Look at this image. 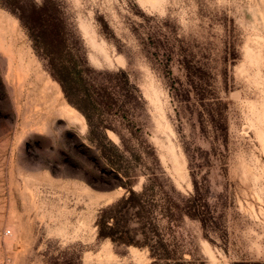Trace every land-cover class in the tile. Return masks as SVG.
Listing matches in <instances>:
<instances>
[{"label":"rangeland","instance_id":"1","mask_svg":"<svg viewBox=\"0 0 264 264\" xmlns=\"http://www.w3.org/2000/svg\"><path fill=\"white\" fill-rule=\"evenodd\" d=\"M0 264H264V0H0Z\"/></svg>","mask_w":264,"mask_h":264},{"label":"trees","instance_id":"2","mask_svg":"<svg viewBox=\"0 0 264 264\" xmlns=\"http://www.w3.org/2000/svg\"><path fill=\"white\" fill-rule=\"evenodd\" d=\"M59 79L63 84L64 79L61 76H59ZM88 118L90 119L89 116ZM103 137L106 140H108L106 142V145L113 144L112 141L108 139L106 136L103 135ZM96 140H98V145L100 146V148H102L103 151V147H104L103 143H101V141L99 142V138H96ZM102 153L104 154L102 155L104 156L106 161L113 166L115 172L121 173L124 176H129V174L121 167V165H119L110 155L105 154V152ZM126 185L129 187V191H130L129 195L127 196L125 195L116 203H113L101 209L99 217L97 219V224L99 226V236L111 237L112 239H117L121 242L135 243L141 246H148L150 247L152 254L155 255L157 259L163 258L162 256H164V253H162L161 250H164V248L160 243L161 242L160 234L158 233L157 229L143 226L141 228L142 239L136 240L135 237L129 235L128 230H124V229L119 230L118 228H115L113 223V220L116 219L115 213H119L121 215V220L124 222V225H128L131 216L134 217L138 216L141 219H145L144 225H149V224L151 225L154 221V217L152 218V216H150V214L148 213L142 214L139 212L136 213L131 212L132 210H134V208L137 205H141V203L146 201L147 199L155 200L156 191L154 189L153 184L151 183L150 185L149 184L145 185L140 193H137L131 187V181H126Z\"/></svg>","mask_w":264,"mask_h":264},{"label":"bare ground","instance_id":"3","mask_svg":"<svg viewBox=\"0 0 264 264\" xmlns=\"http://www.w3.org/2000/svg\"><path fill=\"white\" fill-rule=\"evenodd\" d=\"M68 110H69V109H68ZM65 111H66V110H65ZM68 114H73V113H69V112H68Z\"/></svg>","mask_w":264,"mask_h":264}]
</instances>
